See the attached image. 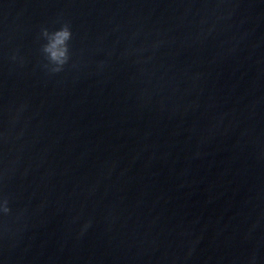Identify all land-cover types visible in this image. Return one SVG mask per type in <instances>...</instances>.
Returning a JSON list of instances; mask_svg holds the SVG:
<instances>
[{"label": "water", "instance_id": "1", "mask_svg": "<svg viewBox=\"0 0 264 264\" xmlns=\"http://www.w3.org/2000/svg\"><path fill=\"white\" fill-rule=\"evenodd\" d=\"M0 264H264V0H0Z\"/></svg>", "mask_w": 264, "mask_h": 264}]
</instances>
